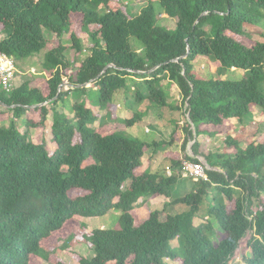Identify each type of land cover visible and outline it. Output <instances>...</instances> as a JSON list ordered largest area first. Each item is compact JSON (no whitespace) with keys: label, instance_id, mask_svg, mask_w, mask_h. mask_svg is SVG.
<instances>
[{"label":"trees","instance_id":"16d2710c","mask_svg":"<svg viewBox=\"0 0 264 264\" xmlns=\"http://www.w3.org/2000/svg\"><path fill=\"white\" fill-rule=\"evenodd\" d=\"M146 2L134 16L112 0H0L1 55L25 59L45 50L43 68L50 72L44 87L36 79L9 94L0 91V106L5 108L0 111V264H31V256L67 264L56 257V246L47 250L43 244L71 237L74 232L65 238L58 234L76 216L104 217L112 210L120 212L123 229L91 230L93 257L71 264H166V259L230 264L244 242L249 250L244 264H264V132L257 122L247 123L240 134L224 141L222 152L207 154L199 151L197 140L228 134L232 120L243 123L251 107L264 111V41L253 40L255 32L246 30L264 24V0H159L163 13L176 19L173 31L155 26L152 0ZM90 5L104 13L88 9ZM73 22H79V31L90 41L77 67H72L61 42L69 34L70 49L82 52ZM48 33L59 40L53 48ZM133 40L141 52L133 49ZM199 56L246 76L238 81L202 80L191 68ZM0 77L2 84H10L7 70H0ZM128 77L143 80L148 95L137 92V101L150 105L168 106L162 79L179 89L180 104L170 107L186 117L184 139L179 152L166 154L167 167L163 164L155 172L142 161L143 155L148 148L172 144L177 128L168 143H145L111 131L107 123L100 130L90 127L98 121L97 108L105 109L126 87ZM85 84L96 89L99 106L85 99L68 106L73 93L85 95ZM50 114L52 153L45 141L30 140L28 132L46 127ZM144 115L133 113L122 121L124 128L141 122ZM23 118L25 132L16 122ZM7 120L9 126H2ZM182 165L205 171L206 177L193 179L189 193L173 198ZM209 191L218 197L210 198L207 221L195 225ZM156 197L168 201L152 211L142 205L148 215L137 223L138 202ZM170 206L186 210L171 214ZM216 225L225 237L214 244L210 234ZM176 239L183 258L170 245Z\"/></svg>","mask_w":264,"mask_h":264},{"label":"rangeland","instance_id":"374dc122","mask_svg":"<svg viewBox=\"0 0 264 264\" xmlns=\"http://www.w3.org/2000/svg\"><path fill=\"white\" fill-rule=\"evenodd\" d=\"M115 3H119L121 7L127 8V11L131 15H138L141 8L144 7L147 2L146 0H112ZM152 5L154 7L155 11V26L165 28L169 31H173L176 27V19L168 18L162 11V9L159 6V0H152ZM90 10H94L99 15H102L104 13V10L101 8H96L92 5L88 7ZM92 30L96 29L95 26L91 27ZM246 30L254 31L255 34L251 37L253 40L256 41H264V24H260L258 26H254L251 28H246ZM73 31L77 32V35L81 39L82 44V52L80 54H76L75 51L70 49V42L68 40V35L65 34L63 38L61 39L62 44H64L67 48L65 55L71 62L72 67H77L80 63V61L87 56L88 54V46L90 45L89 38L86 33L79 31V22L74 23L73 22ZM263 34V37L260 33ZM250 34H248L249 36ZM49 48L55 47L59 40L54 34L48 33L47 35ZM2 37V36H1ZM132 47L135 51L141 52L140 46L137 41H132ZM45 50H43L40 54L28 57L25 59H16V76L15 80L12 81L8 88L3 89L0 88V91L4 90L6 94L11 93L14 88L19 86L25 81H34L36 79H40L38 81V84L44 87V81L46 78L49 77L50 72L46 71L43 68V59L45 55ZM192 68V74L194 76H197L198 78L202 80H214V79H222V80H230V81H238L241 80L243 77L246 76L245 72L241 70L236 69H227L223 68L219 62L206 57L199 56L195 61L191 63ZM160 86L163 88V90L166 92L167 97V103L175 107L176 104H180V99L174 95L175 90L170 89L173 87H176V90L178 91V87L175 84H172L167 81V79H162L160 82ZM87 87V85L85 86ZM90 88V89H89ZM260 89L264 92V84L260 85ZM142 93L143 95H148L146 86L142 79L140 78H132L128 77L126 80V87L123 90L117 91L115 93V97L113 101L105 108V109H98L99 118L98 121H96L94 124L90 125L91 128L100 130L103 126V123H107V127L109 129L115 132H118L119 134L123 133L126 134L134 139H139L142 142L145 143H151L153 140L158 139L157 133H159V138L163 139L162 135L167 137V140H170L171 135L173 131L179 126H183L185 124V116L183 115L182 111H173L170 110L169 107L163 108L161 106H158L156 104H149L146 100L144 101H137V92ZM86 96L81 97L80 93H73L70 95V98L72 99V102H80L79 100L88 99L90 104L93 106H99L98 105V94L95 90L92 89V87L88 86L86 93ZM70 98L68 99L67 105H71ZM124 110L128 111V118H131L133 113H143L147 115L148 113L152 114V117H150L151 122H149L148 125H146V128L149 129V132L145 131L144 124L141 122L135 124L136 130H138V135H132L133 129H125L123 126L122 121L124 119L119 118L118 112L119 107ZM64 113L68 116H72L71 111L67 108H64ZM175 109V108H174ZM5 108L0 106V111H4ZM58 110H62L61 108H58ZM108 110V112H107ZM253 113H250L247 117H245L242 121V125L245 126L247 123L251 122H259L262 120L264 123V114L257 113L252 111ZM126 118V119H128ZM11 120V119H10ZM10 120L2 121L1 125L4 127H8ZM25 118L17 120V127L21 132L26 131L25 126ZM51 122H52V116L51 114L47 117V125L43 129L41 128H31L29 129V138L35 143L45 141L47 145V149L50 153L53 152L54 146L52 142V135H51ZM183 125H180L181 123ZM176 127V128H175ZM172 131V132H171ZM183 131L181 128L178 129L177 135H175L176 138L178 136H182ZM224 134L219 135V138H209L207 136H200L197 138L200 146L199 151L203 154H207L208 152L213 153V151L221 150L222 143L221 140L223 138ZM162 136V137H161ZM233 137L232 135L224 136L225 140H231ZM179 140V139H177ZM180 141H178L179 143ZM193 142H189L187 148L190 150L191 145ZM174 146V145H173ZM172 146V147H173ZM171 148H167L168 150H172ZM200 161H202L205 165L206 162L203 158H200ZM164 166V165H162ZM160 168H157L159 170ZM152 172H155V168L151 169ZM193 179H186L181 178L178 180V182L174 185L172 188V197L178 198L181 196H184L185 194L189 193L193 187ZM130 182L127 181L124 183L123 191L127 190L129 187ZM75 196V193L73 194ZM218 197V194L214 191H209V197L202 206L200 207L199 215H197V218L194 220L195 225H199L207 221V206L210 203V198L212 197ZM162 199V200H161ZM166 198L159 197L157 199V204L150 198L140 200L136 206L135 213V219L137 220V223H141L148 215V210L152 211L156 207H163V200ZM143 201V202H142ZM226 204L228 208H230L232 205L227 201ZM145 206L147 209L145 210L142 208ZM257 201L254 202L253 210H257ZM141 208V209H139ZM185 208L180 206H170L167 211L171 214L181 213ZM186 210V209H185ZM110 213V214H109ZM104 217H95V218H82L79 216H76L74 218V222H71L66 225L65 228L61 232H59L58 236L61 238L66 235H68L69 232H74L73 235L65 240H47L43 245L45 249L51 250L54 246H56L55 253L56 257L63 260L67 264L71 263H78L80 258H86L89 259L93 257V251L91 250L89 246V237H90V231L93 229H115V230H121L123 229V225L121 222H119L118 217V211L112 210ZM77 223V224H76ZM225 237L224 232L221 230V228L216 225L215 231L210 234V239L214 244H217L220 240H222ZM171 247L175 252L178 253V255L183 258L184 252L183 248L181 247V244H179L178 239L173 240L171 242ZM245 242L240 246V249L235 253L234 257L231 258L230 264H244L243 257L245 255H248L249 250L245 247ZM30 263L31 264H52L49 260H44L35 256L30 257ZM166 264H180L177 260H165Z\"/></svg>","mask_w":264,"mask_h":264},{"label":"crops","instance_id":"0c3cea01","mask_svg":"<svg viewBox=\"0 0 264 264\" xmlns=\"http://www.w3.org/2000/svg\"><path fill=\"white\" fill-rule=\"evenodd\" d=\"M168 81V80H167ZM169 82V81H168ZM88 87V86H87ZM90 89V88H89ZM170 89H173V90H175V93H174V95L176 96V97H178L179 99H180V95H179V90L177 91L176 90V87H173V88H170ZM93 90H95L96 91V89L95 88H93ZM139 92V91H138ZM165 92V91H164ZM166 93V92H165ZM84 96H86V95H83V97ZM136 96H137V93H136ZM72 99L73 98H70V101L72 102ZM85 100H88V99H86L85 98ZM79 101H81V100H79ZM89 101V100H88ZM73 103H75V102H72L71 104H73ZM90 103V102H89ZM168 104V106L167 107H169V109L170 110H173L174 111V108H171L170 106H172V105H170L169 103H167ZM118 107H119V112H118V116H119V118H121V119H126V118H128V115H130V114H128V111H126V110H124L123 108H121L120 106H119V104H118ZM173 107V106H172ZM164 108H166V107H164ZM64 111H65V109H64ZM175 111H177V110H175ZM252 111H254V112H257V113H261V112H263V113H261V114H264V111H261L258 107H251L250 108V112L251 113H253ZM150 117H152V114L151 113H148L147 115H144V117L142 118V123L144 124V127L146 128V125H148L149 124V122H151V120H150ZM258 124H259V129H260V132H264V123L262 122V120H260L259 122H257ZM180 125H183L182 124V122L181 123H179ZM242 123L238 120V119H233L232 120V129L230 130V132L228 133V134H224L223 135V138H222V140H221V143H222V147H221V150L220 151H218V149H216V151H213V153H215V152H222L223 151V143H224V141H225V139H224V136H228V135H232V137H236L238 134H240V132H241V129H242ZM182 127L183 126H179L178 125V127H177V132H178V129L179 128H181L182 129ZM176 128V127H175ZM129 129H133V130H131L132 131V135H135V137H136V135H138V130H136V128H135V126H133V127H131V128H129ZM145 131L146 132H148V133H150L149 132V129H145ZM183 131V130H182ZM172 132V131H171ZM157 133V138L158 139H156V140H153L151 143H153V142H160V141H166V143H168L169 142V140H167V137L166 136H164V135H162L161 137L163 138V139H161V138H159L160 136H159V133L158 132H156ZM177 135V134H176ZM205 136V135H204ZM214 139L215 138H219V136H216V137H213ZM213 138H211V139H213ZM177 139H179V140H177ZM183 139H184V132H183V134H182V136H178V138H176L175 137V140H174V142L172 143V144H161L160 146H156V147H154V148H148L146 151H145V153H144V155H143V158H142V161L143 162H149L150 164V169H153V168H155V170H157V168H161L162 167V165L163 164H166L165 166L167 167V163H166V158H165V156H166V154L167 153H171V152H179L180 151V147H181V145H182V142H183ZM178 141H180L179 143H178ZM148 143V142H147ZM174 145V146H173ZM173 146V147H172ZM242 146V145H241ZM172 147V150L170 149V150H168L167 148H171ZM187 152H188V154L189 155H191V149L189 150L188 148H187ZM212 152V151H211ZM169 169V167L168 168H166V173H167V170ZM169 172H170V170H169ZM172 172V171H171ZM170 172V173H171ZM168 175V174H167ZM186 179H189V178H186ZM159 197H156V198H150V199H152L153 200V203L155 202L156 204H157V199H158ZM163 198H165V197H163ZM162 200V199H161ZM168 201V199H165V200H163L162 202L163 203H165V202H167ZM164 205V204H163ZM162 208V207H161ZM160 207H156L154 210H156V209H161ZM111 212V211H110ZM110 214V213H109ZM120 214V212L118 213V215Z\"/></svg>","mask_w":264,"mask_h":264},{"label":"built area","instance_id":"2783aa9c","mask_svg":"<svg viewBox=\"0 0 264 264\" xmlns=\"http://www.w3.org/2000/svg\"><path fill=\"white\" fill-rule=\"evenodd\" d=\"M0 70H7V76L10 77V83L14 81L16 76V59L12 56L2 57L0 53ZM9 85L10 84H2V77H0L1 88L6 89L9 87ZM167 174L169 175V169L167 170ZM179 175L181 178H190L198 180H201V177H206L205 171L197 172L189 165H182V168L179 171Z\"/></svg>","mask_w":264,"mask_h":264},{"label":"water","instance_id":"95a60500","mask_svg":"<svg viewBox=\"0 0 264 264\" xmlns=\"http://www.w3.org/2000/svg\"><path fill=\"white\" fill-rule=\"evenodd\" d=\"M183 58H185V56L183 57ZM174 61H178V59H175ZM108 67H111V65H108V66H106L104 69H103V71L101 72V74H103L104 72H105V70L108 68ZM87 84H85V85H83V86H86ZM61 87V86H60ZM82 87V86H81ZM45 104H47V103H45ZM45 104H42V105H45ZM191 125L193 126V124L191 123Z\"/></svg>","mask_w":264,"mask_h":264},{"label":"bare ground","instance_id":"6f19581e","mask_svg":"<svg viewBox=\"0 0 264 264\" xmlns=\"http://www.w3.org/2000/svg\"><path fill=\"white\" fill-rule=\"evenodd\" d=\"M2 57H5V56H2ZM190 167H192V166H190ZM193 168V167H192ZM195 171H197V172H203L202 170H200V169H196V168H193ZM169 175H170V172H169ZM196 181L198 180V179H195Z\"/></svg>","mask_w":264,"mask_h":264}]
</instances>
